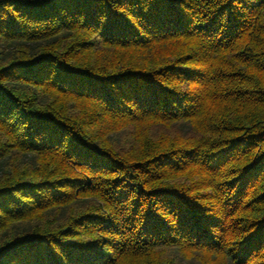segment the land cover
Returning a JSON list of instances; mask_svg holds the SVG:
<instances>
[{"label": "trees", "instance_id": "1", "mask_svg": "<svg viewBox=\"0 0 264 264\" xmlns=\"http://www.w3.org/2000/svg\"><path fill=\"white\" fill-rule=\"evenodd\" d=\"M264 264V0H0V264Z\"/></svg>", "mask_w": 264, "mask_h": 264}, {"label": "rangeland", "instance_id": "2", "mask_svg": "<svg viewBox=\"0 0 264 264\" xmlns=\"http://www.w3.org/2000/svg\"><path fill=\"white\" fill-rule=\"evenodd\" d=\"M180 264H197L195 262L181 261Z\"/></svg>", "mask_w": 264, "mask_h": 264}]
</instances>
